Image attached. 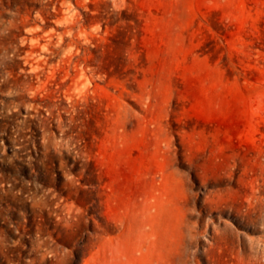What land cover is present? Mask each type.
I'll list each match as a JSON object with an SVG mask.
<instances>
[{"label":"rangeland","instance_id":"1","mask_svg":"<svg viewBox=\"0 0 264 264\" xmlns=\"http://www.w3.org/2000/svg\"><path fill=\"white\" fill-rule=\"evenodd\" d=\"M0 264H264V0H0Z\"/></svg>","mask_w":264,"mask_h":264}]
</instances>
